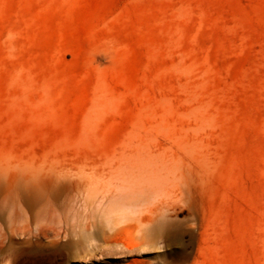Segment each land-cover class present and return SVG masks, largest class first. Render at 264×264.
<instances>
[{
  "label": "rangeland",
  "instance_id": "obj_1",
  "mask_svg": "<svg viewBox=\"0 0 264 264\" xmlns=\"http://www.w3.org/2000/svg\"><path fill=\"white\" fill-rule=\"evenodd\" d=\"M0 264H264V0H0Z\"/></svg>",
  "mask_w": 264,
  "mask_h": 264
},
{
  "label": "bare ground",
  "instance_id": "obj_2",
  "mask_svg": "<svg viewBox=\"0 0 264 264\" xmlns=\"http://www.w3.org/2000/svg\"><path fill=\"white\" fill-rule=\"evenodd\" d=\"M138 148V147H137ZM146 163V162H145ZM138 174V173H137ZM141 174V172H140ZM131 175V174H130ZM134 176V175H133ZM120 177V176H118ZM137 177V176H136ZM139 177V176H138ZM141 177V176H140ZM121 179V178H120ZM141 179V178H140ZM151 180V178H149ZM144 180V179H143ZM148 180V179H147ZM149 181V180H148ZM146 182V181H145ZM127 187H133V185H131V183H129V186ZM134 191H136V189L134 188ZM143 192V191H142ZM131 194V193H130ZM133 194V193H132ZM30 196L24 195L23 198L24 200L27 202H29V200L31 198H29ZM32 209V208H31ZM165 212V211H164ZM164 212L163 213H155L157 215L152 217V220H150L151 222H154L156 220H158V217H162L164 216ZM158 231L160 234L163 235V237H165L166 240L170 241L171 243H175L176 241L179 240V229L177 227H175L174 225H169V224H165L162 223L159 225L158 227ZM179 245V244H178Z\"/></svg>",
  "mask_w": 264,
  "mask_h": 264
}]
</instances>
